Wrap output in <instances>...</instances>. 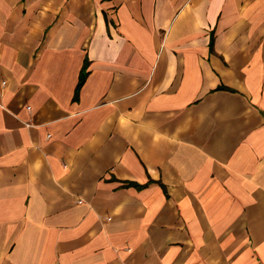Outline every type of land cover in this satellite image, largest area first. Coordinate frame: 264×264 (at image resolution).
Listing matches in <instances>:
<instances>
[{"label": "crops", "instance_id": "1", "mask_svg": "<svg viewBox=\"0 0 264 264\" xmlns=\"http://www.w3.org/2000/svg\"><path fill=\"white\" fill-rule=\"evenodd\" d=\"M0 264H264V0H0Z\"/></svg>", "mask_w": 264, "mask_h": 264}, {"label": "trees", "instance_id": "2", "mask_svg": "<svg viewBox=\"0 0 264 264\" xmlns=\"http://www.w3.org/2000/svg\"><path fill=\"white\" fill-rule=\"evenodd\" d=\"M86 65H87V61L84 60L82 68H81L79 76H78V79H77V83H76L74 91H73V97H72L73 101H76L79 89L81 88V85L83 84V81L85 79V76H86V73H85Z\"/></svg>", "mask_w": 264, "mask_h": 264}]
</instances>
